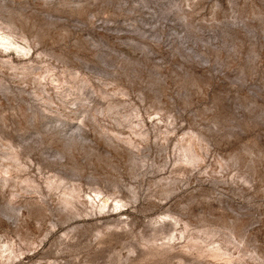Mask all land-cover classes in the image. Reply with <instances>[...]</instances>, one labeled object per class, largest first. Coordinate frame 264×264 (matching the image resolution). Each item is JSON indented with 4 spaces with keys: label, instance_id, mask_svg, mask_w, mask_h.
<instances>
[{
    "label": "rangeland",
    "instance_id": "obj_1",
    "mask_svg": "<svg viewBox=\"0 0 264 264\" xmlns=\"http://www.w3.org/2000/svg\"><path fill=\"white\" fill-rule=\"evenodd\" d=\"M0 264H264V0H0Z\"/></svg>",
    "mask_w": 264,
    "mask_h": 264
}]
</instances>
